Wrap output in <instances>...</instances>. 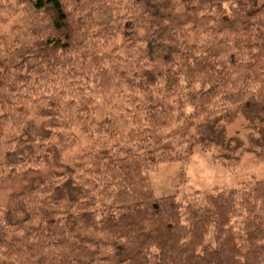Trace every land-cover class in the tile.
Returning a JSON list of instances; mask_svg holds the SVG:
<instances>
[{
    "label": "trees",
    "instance_id": "1",
    "mask_svg": "<svg viewBox=\"0 0 264 264\" xmlns=\"http://www.w3.org/2000/svg\"><path fill=\"white\" fill-rule=\"evenodd\" d=\"M106 1L116 0H0L1 9L13 4L25 12L35 37L31 44L19 39L10 49L0 39L7 53L0 63V141L5 127L19 130L24 125L30 106L57 103L71 118L73 104L78 119L86 121L97 100L116 86L115 65L122 60L103 52L114 37L92 31ZM189 3L195 27L218 8L221 16L201 42L185 43L180 61L173 64L181 81L176 121L185 132L251 97L264 105V2ZM135 15L129 0L125 18ZM156 91L157 99L129 118L100 120L96 133L109 138L130 121L138 131L111 149L91 150L72 161L71 175L89 180L88 193L72 207L62 211L61 200L52 197L66 177L49 175L29 195L26 219L10 224L0 218V264H105L102 254L113 252L110 241L117 240L131 246L121 264H264V179L242 189L194 192L182 200L153 194L149 174L160 164L183 162L196 149L210 151L218 145L214 139L190 136L175 156L162 143L136 153L175 121L165 76ZM53 135L33 141L39 160L26 158L10 165L8 173L42 166ZM76 142L73 136L64 147L73 149ZM217 159L230 163L228 156ZM24 229L26 234L19 236Z\"/></svg>",
    "mask_w": 264,
    "mask_h": 264
},
{
    "label": "rangeland",
    "instance_id": "2",
    "mask_svg": "<svg viewBox=\"0 0 264 264\" xmlns=\"http://www.w3.org/2000/svg\"><path fill=\"white\" fill-rule=\"evenodd\" d=\"M128 1L103 2L96 12V25L92 31L114 37L113 43L103 52L122 61L115 65L118 72L116 86L97 100L89 118L79 120L73 104H69L71 118H66L67 108L60 104L37 103L29 107V116L19 130L5 127L0 141V218L8 223L19 224L27 218L29 195L49 175L66 177V181L52 193L53 198L61 200L62 211L84 197L89 191V180L86 176L71 175L72 161L91 150L111 149L124 139L135 136L138 127L132 121L130 126L121 127L112 138L97 134L96 129L106 116L129 118L127 116L131 113L142 111L154 102L158 81L163 76L167 78L175 121L153 136L146 149H137L136 153L155 150L162 143L167 153L175 156L190 136L214 139L218 145L210 151L196 149L183 162L160 164L149 174L155 197L176 195L178 200H182L194 192L242 189L264 179V105L256 98L231 105L224 115L205 120L200 127L187 132L176 121L181 81L172 69L173 64L180 61L185 43L201 42L203 33L218 23L221 8L205 16L195 27L189 0H131L136 7V15L131 19L125 18ZM256 1L258 4L264 2ZM32 26L31 19L15 5L7 4L0 8V39L5 38L6 48L15 47L19 39L26 44L33 43ZM6 58L5 49L0 48V63ZM50 134L54 135L46 145L42 166L8 173L10 165L26 158L39 160V149L33 141L43 140ZM73 136L77 140L76 146L67 150L64 146ZM220 156H228L230 163L217 159ZM19 196L25 197V202L19 201ZM38 224L36 220L33 226ZM25 234L26 229L20 231L19 236ZM209 241H212V236ZM110 242L114 251L102 254L105 264H121L131 255L130 244L121 240Z\"/></svg>",
    "mask_w": 264,
    "mask_h": 264
}]
</instances>
